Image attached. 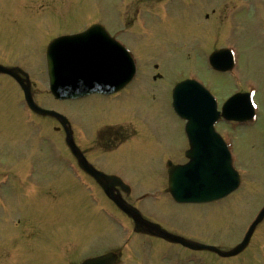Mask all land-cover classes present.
<instances>
[{
	"label": "rangeland",
	"instance_id": "obj_1",
	"mask_svg": "<svg viewBox=\"0 0 264 264\" xmlns=\"http://www.w3.org/2000/svg\"><path fill=\"white\" fill-rule=\"evenodd\" d=\"M181 1L183 2V0H28L23 4L25 9L19 8L22 6L21 3H17V0H0L2 3L0 4V43L13 55H17L26 47L24 62L17 56L7 55L6 59L9 62L19 61V65L32 73L37 98L44 106H50V104L54 107L60 106L68 112L76 126L82 125L88 132L94 130L96 126L92 137L103 128L100 125H94L96 121L99 119L121 120L123 109L126 106H136L134 110L136 134L141 137L136 139V152H134L135 148L128 149L127 147L130 146H125L106 156H100L102 164L112 171L129 175V178L133 177L131 179L135 182H133L135 194L130 195V200H134L146 188H154V190L148 189L151 190L150 193L154 192L153 197L138 201V207L144 214L165 223L172 230L176 229L184 233L193 230L195 237L199 240L228 248L239 242L248 223L264 204L263 121L254 125H220L222 133L226 134L232 143H235L236 166L242 171V184L237 192L216 204L177 206L171 202L165 185L161 183V178H164L162 177L163 164H165V161H162L172 152L175 154L171 156L180 159L181 153L178 154L177 149L184 140L181 124L171 109L170 88L177 80L194 69H198L197 73L202 76V80L213 87L214 90L212 89L211 92L218 93L221 99L234 91L235 87H238L236 82L241 81L239 84L241 87L247 88L246 86L249 85L252 91L257 92V110L260 115H264V0H243V5L250 4L251 11L249 13L242 11L238 16L239 21L236 20V25L232 24L233 27L228 24L230 19L227 14L235 9L239 11V5L231 1L221 6V9L209 18V22L214 24L218 35L213 25L205 22L203 18V14L210 10V7L205 10L199 9L195 19L197 24L191 22L188 25L187 22L192 21L196 15L191 7L183 6ZM167 5L170 13L179 16L176 21L169 20L168 25L162 23V7ZM28 12L33 16H30ZM137 12L147 17L146 19L140 16L148 22L149 29L148 27L141 28L138 24L135 17ZM184 12L187 20L184 19ZM8 16H17L18 22L14 21V23L8 19ZM94 19H105L104 21H107L115 30L126 27L128 40L137 52L139 50L141 52L138 79L133 85L136 96L132 99L136 101L130 100L134 102L132 104H126L127 101L123 104L117 99L110 100L103 96L59 103L48 93L44 64L33 61V56L36 55L37 58V54H40L39 47L40 49L42 47L43 53L42 45L49 39L48 31L52 36L60 32L73 31L83 28L86 23ZM57 28L61 30H56ZM144 29H148V32H143ZM211 29L215 30L214 39L216 36L219 37V42L214 48L223 45L229 39L241 48L239 70L245 71L243 79H236L234 83L231 78L219 77L222 76L220 74L215 77L211 73L210 75L204 72L203 75L201 74L205 67L201 62V60L205 61L206 57L204 47L210 45L208 37V42L201 39ZM198 39L201 40L202 47L198 45L200 44ZM213 45L210 46V50ZM39 59L42 62L41 57ZM155 64H158L157 69L154 68ZM199 65L200 68H198ZM156 72L162 73V76L151 81L152 75ZM2 82L0 79L1 84ZM252 82L254 87L250 86ZM14 88L10 81L5 80L3 87L0 86L1 95H10L9 92H11L15 96ZM133 90L130 89L128 93ZM125 99L127 97L123 100ZM6 102V99H0V139L13 129L10 124L15 123L17 130L6 135V138L4 137L6 142H11L12 145L4 147L1 144L0 156L6 166L10 164L11 167L22 166L24 168L32 158L31 160H37L39 164L41 162L42 168H52L48 179L40 186L51 191L52 184L57 182L66 171L63 164L59 161L51 162L45 159L48 156L44 153L48 149L45 147V140L43 143L40 141L39 145L34 147L36 152L26 147L27 142L24 141L27 137L23 134L21 125L15 121L21 113L19 111L12 116L11 112V106L13 108L16 106L17 109L21 106L12 105L10 98L7 104ZM119 104H121L119 111L112 108V114L105 113L106 117L103 118L104 114L101 113L103 106H118ZM123 118L125 119V115ZM50 123V131L44 134L54 135L55 139L62 138L61 133L52 130L55 122L50 121ZM85 146L89 149L92 143ZM59 147L61 151L65 150V146L59 145ZM56 167H58L57 171H55ZM76 188L79 189V187ZM69 190V193L64 192L66 197L61 198L63 199L61 203L66 201L65 207L61 208L62 213L52 219V222H43L44 225L52 227L54 232L58 231L56 238V235H53L54 232L50 231L48 235L46 229L41 228L43 225L39 223L37 230H28L19 239L13 238L12 233V240L9 243L7 231L13 232L10 227L17 218L9 215L6 208L0 207V247L9 243L8 251L7 248L0 249V264H74L88 254L100 253L109 248L121 250L120 264H140V261L146 263L149 261L148 264H263L261 255L262 249L264 251V220L258 226L252 244L244 253L231 257L232 259L229 260L219 259L213 254L189 252L179 246L168 245L162 240L136 234L133 232L131 220L127 217L123 216L124 219H122L105 213L104 208L110 207V203L106 204V198L98 189V191L94 188L93 191L87 190L86 192L79 189L80 202L76 199L75 193ZM15 200L19 201V198ZM40 201L43 205L42 213L48 214V208L44 205L49 203L45 202L39 193L32 192L28 199L21 200L25 210L19 212L18 215L25 220L27 216L41 215L38 211ZM5 221L7 231H2L4 227L2 223ZM68 236L71 238H66ZM48 240H52L47 249L48 252L46 251L48 254L57 248L58 243H61L59 245L60 261L57 255H54L55 263L47 259L43 248L49 242ZM32 241L38 244L40 242L41 251L33 249L28 252L29 254L25 251L19 256V262L15 260L11 249L19 243H22L20 245L24 248Z\"/></svg>",
	"mask_w": 264,
	"mask_h": 264
},
{
	"label": "water",
	"instance_id": "obj_2",
	"mask_svg": "<svg viewBox=\"0 0 264 264\" xmlns=\"http://www.w3.org/2000/svg\"><path fill=\"white\" fill-rule=\"evenodd\" d=\"M69 45V44H68ZM56 43L49 49V72H50V85L54 94L60 98L75 97L80 94L75 93L74 87L72 89V84L76 85H87L94 84L96 82L101 83L99 86L104 89L108 87L112 80H117L118 78H103L99 79L96 77H91L88 73V68L86 67V60L84 51L80 50L78 46L72 49L68 46L67 51L63 54L66 55L67 61L54 62L50 55L55 51ZM96 50V47H93ZM99 50L101 48L99 47ZM73 60V61H72ZM8 71V69H6ZM11 71V70H9ZM129 79L119 78L118 81L121 83L118 87H121ZM103 81V82H102ZM193 85L198 87V90L192 89L185 84V82L180 83L176 86L174 90L175 97V107L178 111L184 113V117H188L191 120L200 119L206 120L205 125L212 126V121L215 119L213 112L215 109L214 104L211 101L210 95L200 88V85L196 82H192ZM26 98L28 99L30 105L35 110L41 113H51L59 118V115L54 111L46 110L38 107L34 104L31 93L28 87L23 86ZM240 95H235L229 99L224 105V112L229 113L232 106H235L239 102H243L241 106H251L249 99L246 95L245 99H239ZM183 98H187V102H182ZM184 106H188L190 109L189 113H186ZM197 115V116H195ZM229 117H235L229 115ZM61 122L65 125V119H61ZM194 122L188 123L189 127L194 126ZM67 142L71 146L73 152L78 157L80 165L86 169L90 174H92L99 183L104 187L105 192L116 202V204L124 210L128 215L132 216L136 229L142 228L144 231H148L152 234L164 237L170 241L180 242L185 246L194 249H210L217 252L221 256H233L239 253L248 243L251 233L254 227L259 223V221L264 216V208L260 211L259 215L250 226L246 236L243 241L237 246L230 250H220L215 246L191 242L183 237L174 235L167 232L161 228L158 224L148 221L142 217V215L134 207L128 205L122 198L116 197L112 194L110 186L111 183H117V181H110L111 176H107L100 171L94 169L83 157L82 153L78 150L74 144L70 132L67 131ZM228 156L225 157L221 154L217 157H198L191 154V160L186 165L174 166L170 169V191L177 201H204L211 200L214 198H219L224 196L227 192L234 189L238 185V177L232 175L229 176L223 169L225 165H228ZM170 164V162H169ZM171 166V164H170ZM227 174V175H226ZM116 256L112 253L105 255L88 258L80 264H115Z\"/></svg>",
	"mask_w": 264,
	"mask_h": 264
},
{
	"label": "flooded vegetation",
	"instance_id": "obj_3",
	"mask_svg": "<svg viewBox=\"0 0 264 264\" xmlns=\"http://www.w3.org/2000/svg\"><path fill=\"white\" fill-rule=\"evenodd\" d=\"M212 11H215V10L213 9ZM206 17L208 18V15ZM114 36H116V34H114ZM7 55H8L7 49H5V46L1 45L0 43V58L6 59ZM156 78H157V75H154V79ZM114 95L116 94H112L110 96H114ZM112 107L116 108L118 106H112ZM103 144L105 148L111 152L119 150L125 146H130V147H127L128 149L135 148L134 152H136V119L131 118L127 120V119L121 118V120L111 121L105 129V136H103ZM182 145H183L182 152L184 154L185 150L188 148V143L186 139ZM102 167L107 168L103 164H102ZM107 169L110 170L109 168ZM122 179L124 181H127L125 180L124 177H122ZM118 190H119V187H118Z\"/></svg>",
	"mask_w": 264,
	"mask_h": 264
}]
</instances>
